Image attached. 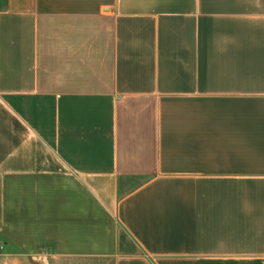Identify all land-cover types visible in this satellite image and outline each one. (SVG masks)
<instances>
[{"label": "crops", "instance_id": "1", "mask_svg": "<svg viewBox=\"0 0 264 264\" xmlns=\"http://www.w3.org/2000/svg\"><path fill=\"white\" fill-rule=\"evenodd\" d=\"M0 264H264V0H0Z\"/></svg>", "mask_w": 264, "mask_h": 264}]
</instances>
